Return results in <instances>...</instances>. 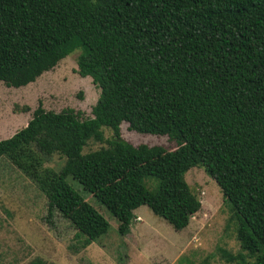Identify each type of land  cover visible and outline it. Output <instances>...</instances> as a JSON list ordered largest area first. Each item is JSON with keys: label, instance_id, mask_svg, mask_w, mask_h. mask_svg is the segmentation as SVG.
<instances>
[{"label": "trees", "instance_id": "obj_1", "mask_svg": "<svg viewBox=\"0 0 264 264\" xmlns=\"http://www.w3.org/2000/svg\"><path fill=\"white\" fill-rule=\"evenodd\" d=\"M77 50V73L101 91L93 118L39 106L0 142V160L45 195L49 218L68 220L80 249L108 234L72 177L123 236L142 206L185 230L202 208L185 175L200 167L220 187L250 264H264V0H0V83L31 85ZM123 123L177 148L134 146ZM91 141L108 145L83 154ZM54 155L66 157L60 171L46 167Z\"/></svg>", "mask_w": 264, "mask_h": 264}, {"label": "rangeland", "instance_id": "obj_2", "mask_svg": "<svg viewBox=\"0 0 264 264\" xmlns=\"http://www.w3.org/2000/svg\"><path fill=\"white\" fill-rule=\"evenodd\" d=\"M81 50L64 59L54 70L22 88L0 83V142L10 139L32 120L35 110L60 113L65 109L93 118L92 110L101 91L91 77L78 73ZM29 107V112L24 108ZM106 139L113 132L103 129ZM122 138L134 146H162L169 151L177 144L167 136L140 134L128 123ZM91 141L83 154L107 147ZM66 157L54 155L46 167L60 171ZM185 179L202 203L189 227L175 230L147 206L135 212L128 235L120 234L118 220L106 207L74 180V190L109 222L107 235L87 249H80L72 224L57 211L49 218L48 201L36 185L5 157L0 160V264H250L251 258L237 239L238 223L231 220L223 193L204 169L192 168ZM228 254L236 259L231 260Z\"/></svg>", "mask_w": 264, "mask_h": 264}]
</instances>
